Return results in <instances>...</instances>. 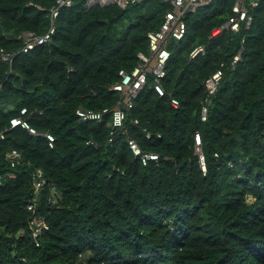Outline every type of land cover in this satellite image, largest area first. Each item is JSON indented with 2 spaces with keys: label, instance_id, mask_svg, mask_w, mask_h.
I'll return each instance as SVG.
<instances>
[{
  "label": "trees",
  "instance_id": "obj_1",
  "mask_svg": "<svg viewBox=\"0 0 264 264\" xmlns=\"http://www.w3.org/2000/svg\"><path fill=\"white\" fill-rule=\"evenodd\" d=\"M244 1L252 21L237 32L211 36L234 14L235 0L185 15L183 38L166 44L165 94L148 75L109 141L110 113L82 121L76 109L116 106L118 71H131L139 52L150 55L147 33L160 28L169 3L86 9L74 0L60 10L51 39L22 52L19 34L44 32L48 12L37 6L54 0H0V49L13 53L11 61L0 57V172H12L0 184V264H264V0ZM199 44L205 52L190 57ZM220 63L222 77L208 95L205 79ZM23 106L37 131L53 135L52 146L9 128ZM128 136L159 159L141 164ZM13 148L22 158L11 167L5 155ZM36 168L57 192L51 204L46 184L32 211ZM35 214L49 225L39 242L30 235Z\"/></svg>",
  "mask_w": 264,
  "mask_h": 264
},
{
  "label": "built area",
  "instance_id": "obj_2",
  "mask_svg": "<svg viewBox=\"0 0 264 264\" xmlns=\"http://www.w3.org/2000/svg\"><path fill=\"white\" fill-rule=\"evenodd\" d=\"M140 0H83V6L88 9L93 6H108L117 5L119 7H126L129 4L138 2ZM171 6L172 10L165 13L164 20L160 28L156 31H150L147 33L148 45L150 49V55H145L139 52L138 64L131 70L126 71L120 69L118 75L120 80L112 84L111 89L116 90L120 94V98L114 108L104 107L102 109H83L77 108L76 115L82 121L97 120L101 121L103 117L111 114V126L109 141L112 140V136L115 130H119L123 127V122L126 116V111L133 105V99L138 95L146 84L148 75H152L153 88L158 95H164L165 91L161 83L162 78L166 75L165 66L167 60L170 57V51L167 49L166 44L169 39L180 40L185 33V21L184 17L187 13L195 11L197 8L203 5H207L214 0H164ZM259 0H252L251 5L256 6ZM74 0H54L53 4L49 7L38 5L40 10H46L49 16V26L42 33H35L33 31H23L19 34L22 40L21 50L22 52H28L47 41H49L56 29V20L60 13V10L64 7L71 6ZM232 11L234 14L229 17L220 26L214 28L211 32V36L217 34L223 29H230L233 32H237L243 26L248 28L252 21V17L248 12V8L244 0H235ZM243 43V39L241 40ZM205 52V45L199 44L194 46L189 55L195 57L198 54ZM243 52V45L241 44L237 53L233 56L232 63L235 64L240 59ZM0 57L8 61L12 60L13 53L4 52L0 49ZM223 63L219 64L206 79L205 87L208 95L212 94L222 77ZM170 103L173 106L178 105V100L175 97H170ZM207 100L201 104L200 118L205 120L207 114ZM28 110L26 107H21L19 114L12 116L9 119V128L20 126L28 130L30 134L39 135L47 140L49 146L53 145L54 137L50 132L37 131L29 122L26 114ZM137 122V119L134 120ZM6 129L0 130V141L5 139ZM146 137H150V133L146 132ZM195 152L198 154L200 168L203 172L206 171L205 158L200 147V137L198 133H195ZM108 141V142H109ZM127 145L132 154L139 158L141 164L146 165L150 161H157L159 154L154 151H146L141 148L138 142L132 138H126ZM6 160L11 167H14L16 163L22 158L20 151L13 148L5 155ZM5 175H12V172L5 171L0 172V184L3 182ZM47 184L51 194L47 200L54 204L56 202V185L52 182H47L43 175V171L40 168H36L33 174L32 182V194L26 204L27 210L35 211L37 204L39 203L40 196L44 186ZM49 228L48 223L44 217L40 214H35L30 220V235L35 242H39L41 235Z\"/></svg>",
  "mask_w": 264,
  "mask_h": 264
}]
</instances>
